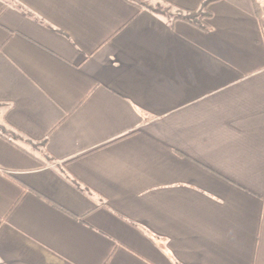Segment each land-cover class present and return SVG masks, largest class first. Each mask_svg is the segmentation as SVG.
<instances>
[{
	"label": "crops",
	"instance_id": "0c3cea01",
	"mask_svg": "<svg viewBox=\"0 0 264 264\" xmlns=\"http://www.w3.org/2000/svg\"><path fill=\"white\" fill-rule=\"evenodd\" d=\"M207 11L0 0V264H264V11Z\"/></svg>",
	"mask_w": 264,
	"mask_h": 264
},
{
	"label": "trees",
	"instance_id": "16d2710c",
	"mask_svg": "<svg viewBox=\"0 0 264 264\" xmlns=\"http://www.w3.org/2000/svg\"><path fill=\"white\" fill-rule=\"evenodd\" d=\"M126 1L135 4L139 8V10L147 9L155 14L164 16L162 13L159 12V10L153 8L151 5L147 4L143 0H126ZM161 1L165 3L166 5H168L170 9H175L177 12L175 15H171V17L167 19L183 20L197 28L204 29V30L208 28V25L206 24L205 20L210 18L211 15L207 11V6L213 0H203L199 8L195 10H183V9L176 8L175 6L168 4V2L165 0H161ZM253 1L255 4V9L257 10V14L259 15V17H261L262 12L264 11V5L262 6L259 0H253ZM11 136L16 139L15 135L12 134Z\"/></svg>",
	"mask_w": 264,
	"mask_h": 264
},
{
	"label": "rangeland",
	"instance_id": "374dc122",
	"mask_svg": "<svg viewBox=\"0 0 264 264\" xmlns=\"http://www.w3.org/2000/svg\"><path fill=\"white\" fill-rule=\"evenodd\" d=\"M147 4L151 5L153 8L159 10L166 18H170L171 15H175L177 12L175 9H170L168 5L160 0H143Z\"/></svg>",
	"mask_w": 264,
	"mask_h": 264
}]
</instances>
